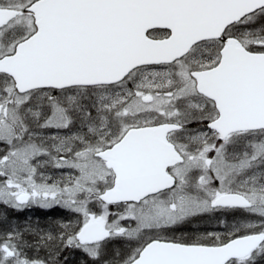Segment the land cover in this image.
Instances as JSON below:
<instances>
[{
  "label": "snow or ice",
  "instance_id": "snow-or-ice-1",
  "mask_svg": "<svg viewBox=\"0 0 264 264\" xmlns=\"http://www.w3.org/2000/svg\"><path fill=\"white\" fill-rule=\"evenodd\" d=\"M0 264H264V0H0Z\"/></svg>",
  "mask_w": 264,
  "mask_h": 264
}]
</instances>
